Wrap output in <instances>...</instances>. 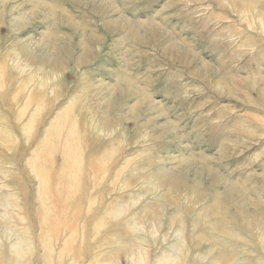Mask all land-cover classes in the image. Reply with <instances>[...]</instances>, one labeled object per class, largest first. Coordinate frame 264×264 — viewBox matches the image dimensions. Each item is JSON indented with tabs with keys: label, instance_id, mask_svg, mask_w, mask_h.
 <instances>
[{
	"label": "rangeland",
	"instance_id": "1",
	"mask_svg": "<svg viewBox=\"0 0 264 264\" xmlns=\"http://www.w3.org/2000/svg\"><path fill=\"white\" fill-rule=\"evenodd\" d=\"M0 264H264V0H0Z\"/></svg>",
	"mask_w": 264,
	"mask_h": 264
},
{
	"label": "bare ground",
	"instance_id": "2",
	"mask_svg": "<svg viewBox=\"0 0 264 264\" xmlns=\"http://www.w3.org/2000/svg\"><path fill=\"white\" fill-rule=\"evenodd\" d=\"M125 83H128L126 80L124 81Z\"/></svg>",
	"mask_w": 264,
	"mask_h": 264
}]
</instances>
